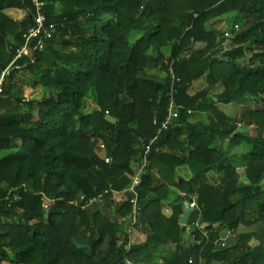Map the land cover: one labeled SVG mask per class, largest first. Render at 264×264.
<instances>
[{
	"label": "trees",
	"instance_id": "obj_1",
	"mask_svg": "<svg viewBox=\"0 0 264 264\" xmlns=\"http://www.w3.org/2000/svg\"><path fill=\"white\" fill-rule=\"evenodd\" d=\"M43 1L59 27L14 63L0 96V264H140L159 252L160 264H264V0ZM33 5L0 0V75ZM172 102L179 119L164 129ZM136 178L147 239L129 247ZM226 229L236 240L223 247Z\"/></svg>",
	"mask_w": 264,
	"mask_h": 264
},
{
	"label": "built area",
	"instance_id": "obj_2",
	"mask_svg": "<svg viewBox=\"0 0 264 264\" xmlns=\"http://www.w3.org/2000/svg\"><path fill=\"white\" fill-rule=\"evenodd\" d=\"M33 4H34L33 6L35 8L36 15H35L33 24L30 26V28L28 29V31L24 35L25 44L21 48L17 49V51L15 52V57L13 59V63L11 64V66L7 70L2 72L0 75V96L3 93V90H4L3 85L6 82V79L8 78L10 70L13 67L14 63L18 60H21L25 56H30L35 51H42L44 48L45 42L51 38V35L59 27L58 23L48 21V17L44 12L45 2L43 0H33ZM235 29L238 30L239 27L235 26ZM226 35L229 36V33H227ZM34 40L37 43L35 44V46H32V43ZM175 106H176L175 103L172 102L170 105V116H169V119L167 120V122L163 126L164 129H168L169 125L172 124V122H170L171 119L174 118L176 121L179 119L178 111H176V110L174 111ZM108 161H109V159L107 158L106 162H108ZM138 183H140V179L136 178L135 181L133 182V186L129 189L135 195L131 199V204L133 205L132 213H131L130 217L125 219V221L127 222V226L130 229V231L128 229L129 235L131 234L132 229L141 226L138 223V220L141 216V207L139 205V195H138L137 191L135 190V187H136V185H138ZM196 196L193 197V202H192V204H190L191 208H193L195 210L197 209ZM194 226L201 227V224H200V222L196 221V222H194ZM185 227L187 228L186 232H188V230H191V227H189V226H185ZM202 227H201V229H203ZM203 235L205 237L208 236L207 232H203ZM235 240H236V231L234 229H226L224 231L223 237L220 239V245L223 247H226L229 242L235 241ZM132 244L133 243L131 242L130 237H129L128 238V246L131 247ZM189 264H193L192 259L189 260Z\"/></svg>",
	"mask_w": 264,
	"mask_h": 264
},
{
	"label": "rangeland",
	"instance_id": "obj_3",
	"mask_svg": "<svg viewBox=\"0 0 264 264\" xmlns=\"http://www.w3.org/2000/svg\"><path fill=\"white\" fill-rule=\"evenodd\" d=\"M220 26L224 30H227V31L230 30L232 28V26H233V18H232V16L224 17L222 19V21H221ZM138 37H139V34L138 33H134L133 34V40L136 39V38H138ZM26 79H27V77H20L19 84L21 85V87H23V85H25V83L27 82ZM197 89H200V87H197ZM222 90H223V88L222 87H219L218 89H216L214 91V93H220ZM28 91H29V88L26 86V91L24 93V97H26V98H27ZM44 93H46V92L44 91ZM38 94L41 95L40 92H38ZM94 97H95L94 93H91L89 96H87L86 100L84 101L83 110L86 113H88V114L93 113V112H95L96 110L99 109L98 106H97V104H96V102H94ZM252 107H254V105H252ZM220 108L224 112H226L227 114H229L230 116H234V117H237L239 115V113L241 112V106H236V105H228V106H226V105H220ZM238 128H239V130H244V131L248 132L251 136H255L257 134L256 127L246 128V127H244V126L241 125ZM228 142H229L228 139H225L224 140V144H228ZM245 147H246L245 145H242V146H239V147H235L236 151L234 150L233 152L234 153H237V154L246 152V151H248V149L245 150ZM4 155H5V152H0V157H2ZM239 172L242 174L243 173V170L240 169ZM210 177L213 180H218L219 179V175L218 174H210ZM186 233L187 232L185 231V234Z\"/></svg>",
	"mask_w": 264,
	"mask_h": 264
},
{
	"label": "crops",
	"instance_id": "obj_4",
	"mask_svg": "<svg viewBox=\"0 0 264 264\" xmlns=\"http://www.w3.org/2000/svg\"><path fill=\"white\" fill-rule=\"evenodd\" d=\"M223 145H224V148L226 147L225 149H227V144H223ZM233 151L231 153H234ZM235 151H236V149H235ZM153 196H154L153 194L149 195V197H153ZM170 198H171L170 201L169 202H166V205H165V209H164L165 210V214H168L169 213V210H171L172 205H174V203H173L174 202L173 201L174 200V194ZM113 211H114V207H113ZM124 229L127 230V225L126 224H125ZM129 231H130V229H129ZM126 234L127 233L121 234V238H120L119 244L124 240ZM129 237H130L131 242L133 243L132 245H139V244L145 242L146 239H147V235L144 232L142 226L136 227V228L132 229L131 230V234L129 235ZM183 239H184V244H187L188 242H190L189 241V239H190V230H188V232L186 234H184ZM162 255L166 256V254H164L163 252H159V253H157L155 255L157 257L153 258L154 260H149L146 263H140V264H160V263L163 262V261L160 262V259L163 260Z\"/></svg>",
	"mask_w": 264,
	"mask_h": 264
},
{
	"label": "water",
	"instance_id": "obj_5",
	"mask_svg": "<svg viewBox=\"0 0 264 264\" xmlns=\"http://www.w3.org/2000/svg\"><path fill=\"white\" fill-rule=\"evenodd\" d=\"M106 119L109 121V122H111V123H113V124H115L117 121H116V119H114L113 117H111V116H107L106 117ZM195 212V209H193V208H191V206H190V202H188V201H186L185 202V212H184V214L180 217V219H179V223L182 225V226H188L189 225V220H190V218H191V216H192V214ZM208 226V224H204L203 225V229L205 228V227H207Z\"/></svg>",
	"mask_w": 264,
	"mask_h": 264
}]
</instances>
